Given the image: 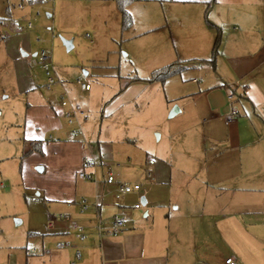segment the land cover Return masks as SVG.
I'll list each match as a JSON object with an SVG mask.
<instances>
[{"label": "rangeland", "instance_id": "obj_1", "mask_svg": "<svg viewBox=\"0 0 264 264\" xmlns=\"http://www.w3.org/2000/svg\"><path fill=\"white\" fill-rule=\"evenodd\" d=\"M127 1L131 25L123 29L115 0H0V37L12 36L0 41V264H8L9 255L12 264L36 262L38 255L26 251L39 254L53 232L48 216H62L39 188L44 179L37 182L33 175L38 166L21 159L29 108L46 105L56 115L63 110L69 134L83 131L87 121L95 146L99 138L112 148V156L98 164L100 172L110 170L121 184L136 183L141 194L166 202L164 208L178 216L168 264H224L236 252L247 262L252 240L264 257V183L235 191L233 198L227 190L212 189L198 146L200 120L192 113L199 99L180 94L212 70L147 82L152 72L189 58L177 55L166 14L169 0ZM62 40L72 41L69 51ZM43 51L55 69L48 88L41 65L31 64ZM78 80L89 86L86 92ZM125 85L126 97L120 93ZM70 105L81 113L74 115ZM173 108L180 113L170 118ZM185 151L193 154L189 165L180 157ZM146 210L139 203V211ZM175 247L180 253L173 256Z\"/></svg>", "mask_w": 264, "mask_h": 264}, {"label": "crops", "instance_id": "obj_2", "mask_svg": "<svg viewBox=\"0 0 264 264\" xmlns=\"http://www.w3.org/2000/svg\"><path fill=\"white\" fill-rule=\"evenodd\" d=\"M169 2L166 14L177 55L189 58L173 64L184 68L183 72L212 70V75L203 72L200 84L180 93L182 98L199 99L192 113L200 120L198 146L205 153L204 173L212 180L213 190H227L233 198L235 191H248L249 186L264 183V0ZM10 37H0V41ZM16 37H22L25 45V36ZM126 90V85L120 90L124 97ZM70 107L74 115L76 111L81 113L78 106ZM31 111L25 141L40 142L42 153H32L24 159L25 164L38 166L33 175L37 182L44 179L39 188L62 215L48 216L49 221L60 220L42 242L39 254L26 251L29 256L39 257L32 264H168L171 242L179 233L178 216L173 218L164 208L166 202L155 203L141 194V189L116 200L121 182L106 184L105 171L98 170L102 157L108 158L109 153L112 156V148L104 146L99 138L95 146L94 137L86 132L87 121L83 131L79 128V132L69 134L62 125V109L58 108L59 116L47 105L30 107ZM180 155L185 164L193 163L189 151ZM171 165V170H177ZM120 168L114 166L115 170ZM81 171L93 174L95 183L80 179ZM83 198L86 210L81 212ZM142 199L143 207L148 206L146 212L139 211ZM114 217L123 218L124 224L111 236ZM74 227L81 228V239L76 238ZM57 244L66 247L58 249ZM180 248H173V256L180 253ZM247 250V262L239 252L226 259L232 258L237 264H264L260 262L264 258L262 250L253 240ZM12 258L8 256V264H12Z\"/></svg>", "mask_w": 264, "mask_h": 264}, {"label": "built area", "instance_id": "obj_3", "mask_svg": "<svg viewBox=\"0 0 264 264\" xmlns=\"http://www.w3.org/2000/svg\"><path fill=\"white\" fill-rule=\"evenodd\" d=\"M20 8V6L18 7ZM31 64L32 65H38L40 64L42 69L45 71L46 76H47V80H48V85L47 88L52 85L54 83V78L52 77V74H55V69L51 66L50 63V57L48 54H46L44 51L41 52L40 54L36 55L32 60H31ZM77 84L81 87V89L83 90H88L89 86L86 84H82L80 81L77 82ZM64 96H61V100L63 99ZM62 106H65L66 103L62 102L61 104ZM71 113L67 114V117H70ZM78 177L80 179H83L85 181H89L92 183H95V178L93 177V174H86L84 171H81L78 173ZM115 182L114 177L112 176L110 170H108V172L106 173V178H105V183L106 184H113ZM140 189V186H138L137 184L135 185H127V184H118L117 186V191L115 194V199L118 200L120 199V197L122 195L134 192V191H138ZM96 206V205H95ZM97 207V206H96ZM86 210V199L83 198L81 200V212H84ZM49 228L53 227V224L55 222V219H50L49 221ZM123 224H124V219L120 218V217H114L113 221L111 223V228L110 231L112 234H117L120 232V230L123 228ZM74 229H76V231L78 232V235H76V238L81 239V235H80V231L81 228L79 227H74ZM66 245L65 244H57V248L58 249H63L65 248ZM34 254V252L32 253ZM77 257H79V253L77 252ZM225 264H237L232 258H228L225 260Z\"/></svg>", "mask_w": 264, "mask_h": 264}, {"label": "trees", "instance_id": "obj_4", "mask_svg": "<svg viewBox=\"0 0 264 264\" xmlns=\"http://www.w3.org/2000/svg\"><path fill=\"white\" fill-rule=\"evenodd\" d=\"M115 1H116L118 10H119L120 16H121L122 28L125 29L131 25L130 15L126 11V7L129 2L127 0H115ZM217 47H218V41L214 45L213 52L217 49ZM210 62H213V59H211ZM183 70L184 68L180 66H177L174 64L168 65L163 68H160L159 70L152 72L146 81L149 83H153V82L163 83L165 80L182 73ZM135 80H138V79L136 78ZM25 143L28 146L23 151L21 155V159L27 158L29 155H31L34 152L42 153L40 142H26L25 141Z\"/></svg>", "mask_w": 264, "mask_h": 264}, {"label": "water", "instance_id": "obj_5", "mask_svg": "<svg viewBox=\"0 0 264 264\" xmlns=\"http://www.w3.org/2000/svg\"><path fill=\"white\" fill-rule=\"evenodd\" d=\"M63 46L66 48L67 51H69L72 48V41L70 40H62ZM36 54L33 55L35 57ZM179 110L177 108H173L172 111L170 112V117L174 116L176 113H178ZM141 206H145V201L142 199L140 202Z\"/></svg>", "mask_w": 264, "mask_h": 264}]
</instances>
